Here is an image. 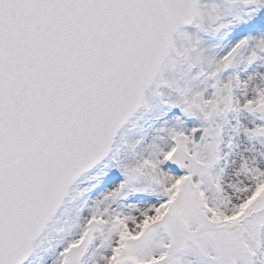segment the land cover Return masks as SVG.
Instances as JSON below:
<instances>
[{
	"label": "snow or ice",
	"instance_id": "6c2138e0",
	"mask_svg": "<svg viewBox=\"0 0 264 264\" xmlns=\"http://www.w3.org/2000/svg\"><path fill=\"white\" fill-rule=\"evenodd\" d=\"M0 264H264V0H0Z\"/></svg>",
	"mask_w": 264,
	"mask_h": 264
}]
</instances>
